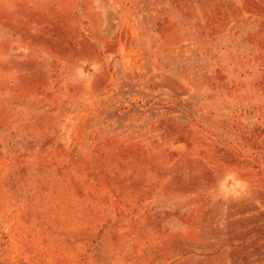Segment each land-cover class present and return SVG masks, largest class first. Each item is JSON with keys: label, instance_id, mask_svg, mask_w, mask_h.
<instances>
[{"label": "rangeland", "instance_id": "obj_1", "mask_svg": "<svg viewBox=\"0 0 264 264\" xmlns=\"http://www.w3.org/2000/svg\"><path fill=\"white\" fill-rule=\"evenodd\" d=\"M0 264H264V0H0Z\"/></svg>", "mask_w": 264, "mask_h": 264}]
</instances>
